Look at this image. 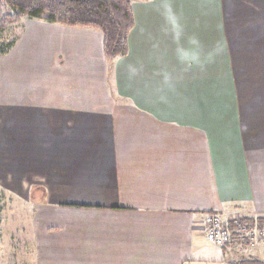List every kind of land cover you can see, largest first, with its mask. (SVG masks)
Here are the masks:
<instances>
[{"label":"crops","instance_id":"0c3cea01","mask_svg":"<svg viewBox=\"0 0 264 264\" xmlns=\"http://www.w3.org/2000/svg\"><path fill=\"white\" fill-rule=\"evenodd\" d=\"M132 11L112 62L101 31L31 18L0 56L5 136L32 160L12 188L33 179V216L51 218L37 263L264 264V244L220 247L204 226L264 218V0Z\"/></svg>","mask_w":264,"mask_h":264},{"label":"rangeland","instance_id":"374dc122","mask_svg":"<svg viewBox=\"0 0 264 264\" xmlns=\"http://www.w3.org/2000/svg\"><path fill=\"white\" fill-rule=\"evenodd\" d=\"M5 12H10V10L5 8ZM21 33L23 34V25L20 23L6 29H0V47L15 39L16 45ZM0 56L3 57L4 55ZM4 66L0 62V69H4ZM11 113L8 112L7 118H5L0 112V264H38L37 248L39 246L35 245V242L36 239L38 242L39 238L35 230L37 228L36 222L43 226L49 223L51 218L48 216H36L35 218L33 216L35 206L33 202L40 201L43 197L41 188L31 186L33 179L26 182L29 184L28 189L26 187L20 191L17 188H12L17 183L19 185V182L15 179L16 173L14 174L10 168H20L24 176L28 174L25 167L32 160L28 156L16 154L18 144L5 136L9 134L12 138L15 133L13 130L14 117L11 116ZM9 170L12 173L9 174ZM19 177L17 178L20 179ZM41 234L43 235V230H41ZM263 244L260 245V249Z\"/></svg>","mask_w":264,"mask_h":264},{"label":"trees","instance_id":"16d2710c","mask_svg":"<svg viewBox=\"0 0 264 264\" xmlns=\"http://www.w3.org/2000/svg\"><path fill=\"white\" fill-rule=\"evenodd\" d=\"M132 3L133 0H0V29L18 25L24 18L97 29L103 34L105 57L112 62L128 53V39L134 27ZM5 8L10 12H5ZM15 42L16 39L4 43L0 55L9 53ZM242 222L249 226L253 220L243 218ZM259 222L264 224V218Z\"/></svg>","mask_w":264,"mask_h":264},{"label":"built area","instance_id":"2783aa9c","mask_svg":"<svg viewBox=\"0 0 264 264\" xmlns=\"http://www.w3.org/2000/svg\"><path fill=\"white\" fill-rule=\"evenodd\" d=\"M242 221L243 216L240 214L225 220L220 214L208 213L204 225L207 237L220 247L236 241L238 245L259 249L264 243V224L259 222V218L253 220L249 226Z\"/></svg>","mask_w":264,"mask_h":264}]
</instances>
